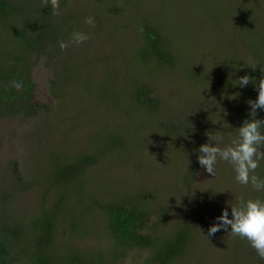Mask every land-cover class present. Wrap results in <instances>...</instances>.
Listing matches in <instances>:
<instances>
[{"label": "rangeland", "instance_id": "1", "mask_svg": "<svg viewBox=\"0 0 264 264\" xmlns=\"http://www.w3.org/2000/svg\"><path fill=\"white\" fill-rule=\"evenodd\" d=\"M59 2L60 15H52L51 19L58 32L52 40L57 41L61 60L55 58L51 64L43 57L33 67L36 88L32 103L36 107L32 111L12 112L0 119V213L11 221L26 224L55 210L53 247L57 255L68 254L71 246L83 251L106 250L111 238L102 231L107 224L99 211L90 219L96 235L82 238L73 233L72 224L79 218L73 215L71 220L70 215L75 209L77 183L75 180L68 183L67 191L55 183V156L73 161L78 154L93 150L90 140L101 135L106 125H117L123 133H129L132 127L141 124L138 139L126 135L123 147L108 151L98 164L86 169L85 177L89 179L84 189L86 194L104 191L122 200L135 192L147 191L145 205L155 209L147 229L159 233L171 231L177 224L195 225L196 238L188 247L189 253L172 264H264L262 259L250 260L248 256L255 249L246 239L231 236L230 228L208 236L209 228L226 207L231 218V204H237L241 197L264 200V191H255L250 184L240 185L232 165L222 160L216 164V177L207 173L198 160L195 171L190 172L188 164L192 154L185 158L176 155L178 159L171 158L167 163L165 160L170 154L166 153L167 149L176 144L177 137L182 140L178 143L179 155L185 153L183 149L189 142L194 144L201 139L202 144L208 143V133L214 134L219 144L227 145L225 137L232 140L236 129L250 118L248 95L244 97L239 91L232 93L226 90L230 87L227 85L219 86L221 89L213 85L242 74L245 62L255 65L260 61L252 40L264 34V0ZM114 2L119 9L111 12L108 8ZM174 2L175 12L168 9ZM20 3L23 10L31 11L28 16L18 17L21 23L29 22L38 10L52 13L50 3L48 7H43L40 0H20ZM204 6L210 7L204 11ZM211 6L226 7L221 21L215 22ZM89 16L95 18V26L85 23ZM144 20L160 25L171 36L173 65L179 63L178 68L155 69L151 63L142 65L145 63L142 59L135 64V51L142 44L138 26ZM5 24L0 25L3 33H6ZM177 28L185 31L187 39ZM74 31H83L90 39L61 51L58 44L61 36L68 32L62 39L68 41ZM177 55L181 62L176 61ZM190 67L203 70L198 77L210 72L209 82H199L195 88L189 83L181 84L188 80L186 71ZM259 72L264 75L263 65ZM144 83L153 87L162 99L160 115L143 111L140 114L132 108V92ZM123 109L131 110V117L121 113ZM238 109L245 111V116L235 117ZM168 111L182 118L190 130L180 128V133L172 138L155 133L150 123L162 126ZM257 114L261 117L259 110ZM129 122L131 126L127 125ZM215 143L212 141L213 146ZM125 150H130L129 157L122 154ZM263 167L264 161H261L255 173L259 177ZM180 200L182 211V207L171 208ZM165 204L170 205L169 214L158 217L161 214L158 210ZM153 220L158 223L157 227ZM147 255V251L133 250L121 263L143 264Z\"/></svg>", "mask_w": 264, "mask_h": 264}, {"label": "trees", "instance_id": "2", "mask_svg": "<svg viewBox=\"0 0 264 264\" xmlns=\"http://www.w3.org/2000/svg\"><path fill=\"white\" fill-rule=\"evenodd\" d=\"M114 3L115 5L108 8L111 12L119 9L118 6L116 7V2ZM209 7L204 6V11L205 9L208 10ZM211 7L213 9L211 16L215 18V22L221 21V17L226 14V7L221 8L222 10L217 6ZM168 9L175 12V2L170 3ZM30 12L23 10L20 0L17 2L15 0H0V25L6 23L3 26V31L6 33L0 31V119L12 112L16 113L21 110L32 111L36 107L32 103V95L36 88L33 79V67L43 57L48 58L51 64L54 63L55 58L59 61L61 60L58 54L57 41L52 40L54 35L58 33L51 19L52 13L38 10V14H32L34 17L29 22H19L18 17L20 15L28 16ZM138 27L142 37V44L140 49L135 51V64H139L137 60L142 59L145 62L142 65L147 66L151 63L155 69L163 70L166 68L165 66H170L172 69L173 66L178 68L179 63L173 65L175 54L171 49V36L168 32L164 33L160 25L148 20H144ZM176 30L183 38L186 36L185 31L179 28ZM236 33L238 34L240 31L236 29ZM67 36L68 32L64 33L60 40ZM254 38L256 39L252 40L254 42L252 47L261 57L260 61L255 65L253 62H245L242 74L231 77L228 74L227 77L229 78H224V81L222 83L219 82V85L214 84V88L227 85V87H230L226 90L232 93L239 91L244 97L248 95L252 101L258 98V89L255 83L262 77L259 68L262 65L264 66V34L263 37L259 34L258 37ZM200 41H202V38ZM177 57L176 61L181 62L180 55H177ZM216 65L219 69V63ZM60 70L63 71L62 67ZM202 71L190 67L186 71L189 73L188 80L180 83H185V85L189 83L194 86L192 88H195L199 82H209L210 72L200 77L197 76ZM245 75L251 76L254 82L241 87L239 86V78ZM52 76L54 75L52 74ZM13 81L22 82L23 88L17 91L12 86ZM89 86L90 84L85 89ZM219 88L221 89V87ZM247 91L249 92L248 94H246ZM131 101L133 103L132 108H135L140 114L141 111L159 113L158 115L162 113V99L157 97L156 90L148 84L144 83L139 85V89L133 90ZM244 103L242 102V104ZM258 110L262 118L257 114L256 119L264 120L262 109ZM130 111L127 110L125 112L123 109L120 112L131 117ZM244 112L238 109L235 111L237 115L235 117L245 116ZM231 119L237 120L233 117ZM127 125L131 126L132 124L129 122ZM150 125L155 133L164 134L169 138L178 135L180 128H184L185 131L190 130L183 123L182 118L174 116L170 111H168L167 119L163 120L162 126L154 122H151ZM117 127V125H106L101 135L90 140L93 150L78 154L73 161L61 156H55V183H60L64 191H67L66 186L71 181L75 180L77 183L74 197L75 209L73 208L72 214L69 213L71 220L74 219L73 215H78L79 217L77 222L72 224L73 233L78 234L82 238L96 235L97 233L91 229L90 219L95 215V212L99 211L103 219H106L107 224V227L102 231L103 233L106 231L111 238L106 250L100 251L96 248L90 251H83L71 246L68 247V254L64 256H62V253L57 255L53 247L56 230L54 223L56 219L55 210L35 217L27 222L28 224L11 221L0 213V264H122L121 260L133 250L147 251L148 255L144 257L143 264H172L189 253L187 251L188 247L192 245L196 238L195 225H190L189 223L184 225L177 224L171 231H160L159 233L157 230L147 229L148 221L155 213L153 206H146L143 200L147 191L135 192L122 200L114 199L112 193H110L112 199L104 191L97 194H94V192L86 194L84 189L86 188V182H89V179L85 177L86 169L98 164L100 157L104 158L108 151L119 150V148L123 147L126 135L133 136L135 140L138 139V131L142 125L137 124L135 128L132 127L129 133H123ZM261 131L263 132L264 128ZM225 138L228 143L231 142L230 137ZM176 140V144L167 149L166 153L170 154L165 157L166 163L171 158H185L192 154L193 159L188 165L190 166V172H193V169L197 167L198 149L202 145V140L194 141V144L189 142L183 149L185 153L180 155L177 149L179 140L180 144L182 140L180 137H177ZM224 141L227 142L226 140ZM219 146L223 148L226 145L219 144ZM127 153L131 155L130 150H125L122 154L127 156ZM192 165L193 168H191ZM260 173V178L264 179V167ZM193 180H195V177H193ZM94 181L97 183V180L90 179V182L94 183ZM78 188L82 189L79 191V195L77 194ZM105 194L107 196L103 197ZM114 197L116 196L114 195ZM181 203L182 201L180 200L177 205H173L171 208L182 207L180 209L182 211L183 206ZM169 207L170 205H163L158 210L161 213L158 217L169 214L171 210ZM152 222L154 227H157L158 223L156 220ZM248 257L251 261L260 259L254 250Z\"/></svg>", "mask_w": 264, "mask_h": 264}, {"label": "clouds", "instance_id": "3", "mask_svg": "<svg viewBox=\"0 0 264 264\" xmlns=\"http://www.w3.org/2000/svg\"><path fill=\"white\" fill-rule=\"evenodd\" d=\"M49 3L52 9V15H60L59 0H41L43 7H48ZM85 23L95 26V18L89 16ZM90 39V36L83 31H74L68 41H58L61 51H67L70 45H79ZM253 78L245 75L239 78V86L245 87ZM258 89V98L255 101L249 100L251 106L249 113L251 119L243 121L242 126L236 129V135L231 142L223 148L214 134L208 133L209 142L202 144L198 149V162L207 173L216 177V164L218 160L225 161L232 165L235 172V180L240 185L249 184L255 191H264V179L256 175V170L260 162L264 161V120L256 119L257 110H264V76L256 81ZM12 86L20 91L23 83L13 81ZM212 141H215L213 146ZM208 230V236H213L220 230L231 231L229 234L233 237L246 239L251 247L255 249L258 257L264 260V200L261 199H239L237 204H231V218L229 210L226 207L222 215L216 218Z\"/></svg>", "mask_w": 264, "mask_h": 264}]
</instances>
